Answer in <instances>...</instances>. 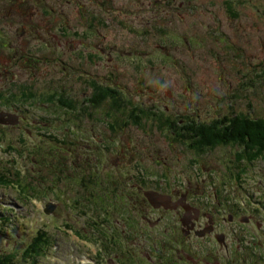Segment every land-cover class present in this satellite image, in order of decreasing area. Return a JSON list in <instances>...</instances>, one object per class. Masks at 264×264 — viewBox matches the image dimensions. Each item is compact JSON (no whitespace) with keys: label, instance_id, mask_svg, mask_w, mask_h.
Segmentation results:
<instances>
[{"label":"rangeland","instance_id":"1","mask_svg":"<svg viewBox=\"0 0 264 264\" xmlns=\"http://www.w3.org/2000/svg\"><path fill=\"white\" fill-rule=\"evenodd\" d=\"M76 1L61 0V9L54 5L58 0H45L42 5L56 8L48 16L43 6L38 9L37 0H0V92L4 96L16 94L14 99L0 101V112L26 114L19 124H0V174L5 177L9 171L12 181L14 177L25 179V183L22 179L15 183L18 188L11 182L0 183V208H16L24 216L7 214L14 230L26 215L36 220L33 229L30 217L19 225L20 240L10 236L13 229L7 222H0V256H12L19 264H35L33 259L25 260L24 251L39 229L48 232L49 242L57 250L49 248L48 256L37 264H68L70 230L80 234L79 229L87 224L86 216L91 225V229L85 227L88 233H117L116 240L132 252L122 257L126 264H140V260L145 264H262L253 255L264 258V227L230 222L218 213L228 208V202L244 208L237 199L245 191L257 190L253 186H263L257 181L264 183V159L253 163L239 159L244 146L214 137L206 147L187 142L185 148L180 140L165 136L167 132L160 129L154 114L166 112L168 117L162 122L168 125V133L177 132L179 126L167 119L190 121V126L192 119L211 123L240 114L264 118V0H199L185 5L187 15L171 10L166 0H80L85 9L82 12ZM93 81L121 90L122 104L128 107L126 115L130 107L144 113H140V127L131 124L129 115L124 119L130 125L122 129L106 118L112 113L108 103L90 110L96 103L91 94ZM63 96L88 108L72 117L76 127L63 119L66 112L59 106ZM107 120L113 121L116 132ZM59 159L76 170V175H67L71 179L66 183L58 180L56 188L72 187L66 197L68 211L61 208L58 215H63L61 219L76 215L72 228L69 223L65 226L44 219L27 201H17L21 195L25 198L26 189L40 199L43 194L52 199L48 183L42 187L36 184L46 179L49 171L40 170L41 163L47 160L56 172ZM98 164L111 170L101 176L103 192L113 184L108 182L110 176L119 182L120 197H115L117 210L113 213L103 212L104 207L114 209L113 203L107 202L110 193L95 191L92 198L73 194L86 191L87 177L80 175L84 169L91 187L100 184L92 180ZM149 189L178 198L180 193L186 194L200 215L216 216V229L187 239L180 221L183 209L147 206L143 191ZM255 194L253 201L259 197ZM88 207L90 214L85 213ZM261 221L264 223V216ZM207 223L204 217L202 227ZM221 234L229 252L220 249L223 244L212 237ZM85 238L91 239V234ZM98 242L100 253L102 247L111 245ZM169 243L173 244L170 249ZM152 244H164L157 256ZM190 249H200V256L188 258L186 251ZM107 258L108 264H114L113 253Z\"/></svg>","mask_w":264,"mask_h":264},{"label":"trees","instance_id":"2","mask_svg":"<svg viewBox=\"0 0 264 264\" xmlns=\"http://www.w3.org/2000/svg\"><path fill=\"white\" fill-rule=\"evenodd\" d=\"M225 5L227 9L230 11L231 10L230 2L227 1ZM92 84L94 86H91L92 87L91 94H93L94 98L96 99V103L91 108L96 109L98 105H100L101 107L104 103H108V105L110 106L109 108L112 109V113L110 114L108 113L106 118H110L114 120L115 124H117L118 126H122L121 127L122 129L123 127L126 128L127 126L130 125L129 121L128 122L125 121V119H127L129 115L130 121L132 122L131 124H134L135 126L137 125L138 127H140V123H141L140 119L142 118L140 114L142 113L141 110L135 107H130L131 109L129 110V114L126 115L125 111L128 107H125L124 104H122L123 102L122 96L124 97V95L121 90L115 87L98 84L96 81H94ZM15 95L16 94L13 93V94H8L7 96H4L2 92H0V101L3 99L5 100L14 99ZM89 102L92 103L93 98H91V101ZM59 104H60L59 106L63 108L64 112L68 110L66 108H69L71 110L70 114L73 115V119L76 117V114L78 112H81V109H80L81 107L78 106L76 102H74L71 99H68L65 96L60 97ZM118 115L123 116V119L119 120L117 118ZM142 115L144 116V113H142ZM154 116H155V121H158L160 124V129L165 128V132H167L168 134L167 136H170L174 138L175 140H180L182 143L181 145L185 146L186 148L188 147V144H186L187 142L189 144L195 145L197 148L206 147L208 144L209 138L214 137L226 143H236L241 146H244L243 150L241 151L243 152V157H241L242 155L240 156V153L237 155L241 157L239 159L246 160L250 163H253V161L256 160L257 158L264 159V118H254L248 115L240 114V115L229 116V117L224 116L223 118L217 119L211 123H203L198 120L196 122H193L192 125L188 127L186 126V128H182L179 126L177 132H173V135H169L168 130L166 129V126L168 125L165 122H162V120L166 118L165 113L160 112L158 114H154ZM97 117H98V114H97ZM167 122L176 123L177 125L180 123L179 121H171L170 119H167ZM76 126L77 124H75V127ZM111 127L113 128V125ZM82 130L84 131V129ZM112 130L114 131V129ZM217 130H219L218 133H216ZM182 132H187L189 134L188 139L185 138ZM183 139L186 141H184ZM195 140L199 142L194 144ZM62 164H63L62 166H58L57 168L58 173L57 172L53 173V171L52 172L50 171L51 174H55L59 178L61 177V175L63 176H67L68 174L76 175V170L74 167L71 168L65 163H62ZM72 169H74L75 172L69 173L68 170H72ZM85 172L86 171L82 172L81 174ZM141 174L144 175V173H141ZM85 176L87 177L85 181L86 183L85 194H88L89 196L87 197L86 195H83V197L92 198L95 196V192L88 191L91 188V186L89 185L90 181L88 178V174L86 173ZM48 177H50V175H48ZM21 179L22 177H18V178L14 177V181H12L9 178V171H8V175L5 177H3V175L0 174V182H4V183L6 182L8 183L16 182L17 183V182H20ZM68 179L69 178L66 177L65 181ZM97 182L98 181H95V183ZM108 182L114 183L115 189L114 191H111L108 189V185H107V189H105L106 193H110L107 195V202L117 203V199L115 197H117L118 199L120 197V194H118L119 193V186H118L119 182L111 181V180H109ZM95 187L100 188L101 184L96 185ZM98 194L101 195L102 192H99ZM48 247H50V244L49 243L46 244L44 243L43 239H40L38 243H36L33 247H31L28 251H25L24 253H25V256L27 254H31V255L36 254L39 257V256H42L43 253L45 254V252L49 251ZM0 264H12V263L10 261H1ZM262 264H264V259L262 260Z\"/></svg>","mask_w":264,"mask_h":264},{"label":"water","instance_id":"3","mask_svg":"<svg viewBox=\"0 0 264 264\" xmlns=\"http://www.w3.org/2000/svg\"><path fill=\"white\" fill-rule=\"evenodd\" d=\"M5 117V114H1L0 115V122L1 123H9V124H17L18 123V120L17 118H12L10 121H7L4 119ZM146 197L148 198V200L150 201V203L156 207V208H160V207H165L166 209H174V208H177L178 204H173L171 203V197L169 196H164V195H161L157 192H147L146 193ZM184 205V204H183ZM187 209H189L187 206H186ZM48 210L51 212L53 210V208L51 206H49ZM183 222L185 223L186 222V217L183 219Z\"/></svg>","mask_w":264,"mask_h":264},{"label":"flooded vegetation","instance_id":"4","mask_svg":"<svg viewBox=\"0 0 264 264\" xmlns=\"http://www.w3.org/2000/svg\"><path fill=\"white\" fill-rule=\"evenodd\" d=\"M204 217H206L207 219H209V218H211V216L210 215H201L200 216V218H199V221L196 223V229H202V228H204V227H202V223H203V220H204ZM211 220H212V218H211ZM213 221V220H212ZM248 221H250L251 222V220L250 219H248ZM259 227H260V225H258ZM216 228V227H215ZM194 236V233H190L189 234V236H186V238L187 239H190V238H192ZM212 237H214V235H212ZM196 240V239H195ZM197 241V240H196ZM227 247H230V246H227V245H225L224 247H222L225 251H227V252H229V249L227 248ZM222 248H220V249H222ZM219 249V250H220Z\"/></svg>","mask_w":264,"mask_h":264}]
</instances>
